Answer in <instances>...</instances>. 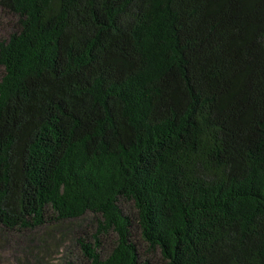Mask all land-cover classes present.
Masks as SVG:
<instances>
[{
    "label": "trees",
    "instance_id": "obj_1",
    "mask_svg": "<svg viewBox=\"0 0 264 264\" xmlns=\"http://www.w3.org/2000/svg\"><path fill=\"white\" fill-rule=\"evenodd\" d=\"M0 7V264H264V0Z\"/></svg>",
    "mask_w": 264,
    "mask_h": 264
},
{
    "label": "rangeland",
    "instance_id": "obj_2",
    "mask_svg": "<svg viewBox=\"0 0 264 264\" xmlns=\"http://www.w3.org/2000/svg\"><path fill=\"white\" fill-rule=\"evenodd\" d=\"M13 18L6 14L0 7V37H7L10 32L12 31V23ZM3 75V67L0 65V80ZM77 223L84 224L85 228L87 226H90L92 229V226L90 225V221H87V219H81L78 220ZM55 231H50V234L54 233ZM107 246V245H106ZM146 247H144V252H146L148 255L154 257V260H161V256L159 252H150L146 251ZM44 253L49 256L51 262H65L67 259L74 260L77 264H85V259L83 258L81 251L77 246H75V243L69 238L65 237L61 240L56 241L55 245L51 248V250H44ZM6 259L11 258V254L7 253L4 255ZM11 259V263H12Z\"/></svg>",
    "mask_w": 264,
    "mask_h": 264
}]
</instances>
